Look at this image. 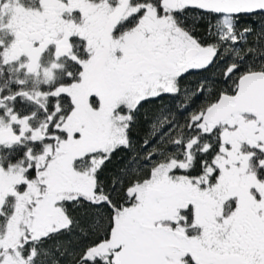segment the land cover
Segmentation results:
<instances>
[{
  "label": "snow or ice",
  "instance_id": "obj_1",
  "mask_svg": "<svg viewBox=\"0 0 264 264\" xmlns=\"http://www.w3.org/2000/svg\"><path fill=\"white\" fill-rule=\"evenodd\" d=\"M0 264H264V0H0Z\"/></svg>",
  "mask_w": 264,
  "mask_h": 264
},
{
  "label": "trees",
  "instance_id": "obj_2",
  "mask_svg": "<svg viewBox=\"0 0 264 264\" xmlns=\"http://www.w3.org/2000/svg\"><path fill=\"white\" fill-rule=\"evenodd\" d=\"M145 107H146V108H147V107H150V105H146ZM142 111H143V110H142ZM122 155H124V153H122V152H117V153L115 154V156H113L111 163H109V164L107 165V168H106V170H105V175L108 174V171H109L110 169H113L114 167H116V166L118 165V162H119V160H120V158H121ZM73 214H74V215H77V216H80V217H83L84 214H85V209H84V208H76Z\"/></svg>",
  "mask_w": 264,
  "mask_h": 264
}]
</instances>
